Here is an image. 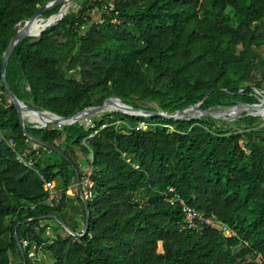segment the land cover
<instances>
[{
    "label": "trees",
    "instance_id": "16d2710c",
    "mask_svg": "<svg viewBox=\"0 0 264 264\" xmlns=\"http://www.w3.org/2000/svg\"><path fill=\"white\" fill-rule=\"evenodd\" d=\"M48 1L0 0V131L16 143L0 141V264H24V257L43 264L33 263L28 248L23 257L15 232L51 264H264V129L255 117L222 127L211 116L175 121L107 112L93 119L94 130L26 120L30 134L58 146L68 160L38 145L36 169L18 163L16 151L32 142L7 98L2 59L15 26ZM75 2L77 12L40 37L25 38L10 58L7 80L28 106L68 118L112 97L171 115L208 93L204 111L258 102L264 0ZM173 125L179 129L169 132ZM87 165L95 181L88 233L74 237L57 221L52 230L50 215L81 232L85 204L67 191L75 169L81 173ZM42 176L62 190L53 207ZM169 186L236 235L184 230L181 209L166 199Z\"/></svg>",
    "mask_w": 264,
    "mask_h": 264
},
{
    "label": "built area",
    "instance_id": "2783aa9c",
    "mask_svg": "<svg viewBox=\"0 0 264 264\" xmlns=\"http://www.w3.org/2000/svg\"><path fill=\"white\" fill-rule=\"evenodd\" d=\"M61 20V19H60ZM255 93L258 95L259 99L257 103H243L239 102L231 107L219 108L221 113L217 115L216 119L228 120L230 122H236L237 120L243 118L244 116H252L257 119L256 126L257 129H264V90L254 89ZM238 109L239 113L232 115ZM217 110V109H215ZM212 117H215L212 111ZM39 127L40 123L33 120ZM78 124L80 126L86 127L88 129H95L93 118H85L76 122H70L67 124H58L59 128L62 129L65 125ZM93 134L91 135V137ZM0 141H7L11 148L15 147V141L13 139H7L0 131ZM85 141L83 142V144ZM39 154L38 145L31 143V145L23 151H16V160L19 164H22L28 169H36L37 158ZM92 158V156H91ZM93 166L87 165L82 169L80 173V182L74 183L72 187L67 191L68 194L76 195L79 194L80 197L87 202L92 200L93 189L95 186V181L93 179ZM42 179L45 181L44 176ZM45 189L48 191L47 203L53 207L63 199L62 190L56 187L55 182L45 181ZM166 199L172 206H177L181 209L183 214V224L182 228L187 231H199L204 228H209L214 230L217 234H224L225 236L232 237L236 233L232 230L226 223H224L216 214H207L205 212L198 211L196 208L190 206L181 193L174 186H169L166 191ZM85 224L81 228V232L84 230ZM80 232V233H81ZM23 248L29 249V258L32 261H37V246L34 242L29 240L21 241ZM34 263V262H33Z\"/></svg>",
    "mask_w": 264,
    "mask_h": 264
},
{
    "label": "water",
    "instance_id": "95a60500",
    "mask_svg": "<svg viewBox=\"0 0 264 264\" xmlns=\"http://www.w3.org/2000/svg\"><path fill=\"white\" fill-rule=\"evenodd\" d=\"M57 2H58V0L48 1L31 18L26 19L23 25L20 22L19 24H17L15 26V34H14L7 50L5 51V53L3 55V59H2V81H3V85L5 87V90L7 92V98L9 99L10 103L15 106L16 110L19 113L20 124H21L22 130H23L24 136L27 138L28 141L35 143L37 145L43 146L45 148H48L51 151L58 153L61 157L68 160V157L63 153L62 150H60L58 148V146L50 144L48 142H44L43 140H41L40 138L30 134L26 130L25 116H26V113L29 111L36 113L37 116L40 117V120H35V121L40 123L41 126H47V125H52V124H56V125L67 124V123L76 122V121H79V120H82L85 118H92V115L100 116L101 114L107 113V112L124 113V114H129L132 116H159V117L166 118V119H173L175 121H189V120H193V119H202V117H205V116H211V117L213 116L210 111H204L201 109L202 105L207 100L209 93L205 96V98L200 103H198L194 106L179 110L173 115L167 114L164 112H160V111L153 112V111H149L146 109L135 108L133 106L125 104L121 99H119L117 97H112V98L106 99L101 106L90 107V108L84 109L83 111L77 112L74 116L68 117V118L49 113L47 111L37 110L35 108L28 106L24 102L20 101L18 99V97L16 96V94L14 93V91L12 90V88H11V86L7 80V67H8L10 58H11L15 48L25 38L33 36L30 32V27L36 20H40L42 15L49 10H52L56 7L62 8V6ZM71 2L73 3L74 0H71ZM60 11H61V9H60ZM52 16H54V15H52ZM52 16L47 18V20L50 19ZM63 16L60 19H62ZM48 26H50V25H48ZM40 36H41V33L37 37H40ZM111 100H116V101L120 102L121 104H123L122 109L119 110V109L106 107V103L108 101H111ZM195 112H199L200 115L198 117L189 116ZM75 173H76V182L79 183L80 182V172L78 169H75ZM82 200H83L85 207H86V221H85V226H84L83 232L78 233V232L73 231L71 227H69L63 220H60L57 216L50 215V216H48V219L55 220V221L59 222L62 225V227L64 228V230L69 235H72V236L77 237V238L84 237L89 231L90 217L91 216H90V212H89V208H88V202L84 199H82ZM36 219H42V217H39ZM15 238L17 241L18 248L24 257V248L22 246L21 240H20L17 232H15ZM24 264H27L25 257H24Z\"/></svg>",
    "mask_w": 264,
    "mask_h": 264
},
{
    "label": "rangeland",
    "instance_id": "374dc122",
    "mask_svg": "<svg viewBox=\"0 0 264 264\" xmlns=\"http://www.w3.org/2000/svg\"><path fill=\"white\" fill-rule=\"evenodd\" d=\"M79 8H80V6L78 5V3H76L75 2V0H74V2L70 5V7H69V9L67 10V13H69V12H77L78 10H79ZM66 13V14H67ZM99 11H97V12H95V15H96V17H99ZM40 20H43V23H45V22H47L48 20H46V19H44V18H41ZM60 20V18L54 23V24H56L58 21ZM54 24H51V25H54ZM89 25H91V23L89 24ZM86 28H84V30H85ZM43 32V31H42ZM41 32V33H42ZM34 37H37V36H34ZM259 52L261 53V54H263L264 55V47L261 49V50H259ZM151 106H155L154 104H150ZM115 109H119L120 110V107L119 108H115ZM212 112H213V114L215 115V117H213L214 119H216V117H217V115L218 114H220L221 113V110H219V109H217V110H212ZM196 115V116H195ZM200 115V113L199 112H195V113H192L191 115H189V116H194V117H198ZM32 116V115H31ZM30 115H26L25 116V120H27V121H30V122H33V120H35L34 119V117L32 116L31 117ZM97 118V117H99L98 115H92V118L94 119V118ZM252 116H245V118H251ZM242 119H244V118H242ZM217 121H219V123L220 124H218V125H221L222 127H227V125H223V124H221V123H228V124H233V122H230V121H228V120H219V119H216ZM118 129L121 131V132H123V133H126V130H125V128H124V126L123 125H120L119 124V126H118ZM179 129V127H178V125H173V126H170L169 127V132H171V131H174V130H178ZM241 144L242 145H244L243 144V142H241ZM84 224V223H83ZM160 248H161V245H160ZM37 261L38 262H41V263H43V264H51V262H50V257H49V255L48 254H46V253H44L43 254V251H41L40 253H37ZM37 261H33L34 263L35 262H37Z\"/></svg>",
    "mask_w": 264,
    "mask_h": 264
},
{
    "label": "bare ground",
    "instance_id": "6f19581e",
    "mask_svg": "<svg viewBox=\"0 0 264 264\" xmlns=\"http://www.w3.org/2000/svg\"><path fill=\"white\" fill-rule=\"evenodd\" d=\"M62 0H58L57 3H59L61 5ZM72 4L71 0H63V4H62V8L61 11L58 14H55L54 16H52L50 19H48L47 22L43 23V20H36L30 27V32L33 36H38L40 35V33L48 26L51 24H54L59 18H61L63 15H65L67 13V10L69 9L70 5ZM106 107L109 108H119L122 109L123 104H121L120 102L116 101V100H111L108 101L106 103ZM236 111L234 113H232V115L239 113L238 109H235ZM26 115H32L34 117L35 120H40V117L37 116L36 113L33 112H27ZM31 116V117H32ZM196 116V115H195Z\"/></svg>",
    "mask_w": 264,
    "mask_h": 264
},
{
    "label": "crops",
    "instance_id": "0c3cea01",
    "mask_svg": "<svg viewBox=\"0 0 264 264\" xmlns=\"http://www.w3.org/2000/svg\"><path fill=\"white\" fill-rule=\"evenodd\" d=\"M30 142V141H29ZM76 181V180H75ZM56 183V182H55ZM56 185H57V183H56ZM51 228H52V230H56V228H57V226H58V224L56 223V221L55 220H53L52 221V223H51ZM82 226H83V223H82V225H81V228H82ZM52 237H54L52 234H49V238H52ZM43 254H44V252H43ZM50 262H51V260H50Z\"/></svg>",
    "mask_w": 264,
    "mask_h": 264
}]
</instances>
